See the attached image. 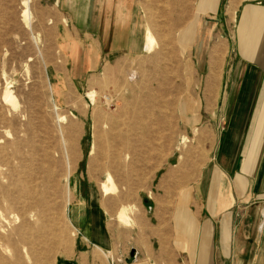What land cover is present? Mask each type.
<instances>
[{
  "label": "rangeland",
  "instance_id": "obj_1",
  "mask_svg": "<svg viewBox=\"0 0 264 264\" xmlns=\"http://www.w3.org/2000/svg\"><path fill=\"white\" fill-rule=\"evenodd\" d=\"M229 1L0 0V264L89 262L81 253L126 264L136 251L199 247L201 223L216 227L228 213L210 212L203 177L217 168L223 125L219 78L210 93L204 79L218 65L228 75L235 59ZM123 19L129 28L113 35ZM97 24L103 33L109 25L110 41H127L123 49L101 50ZM6 89L16 108L3 101ZM103 182L115 190L105 194ZM120 203L133 207L131 224L117 220ZM245 208L231 207L232 229Z\"/></svg>",
  "mask_w": 264,
  "mask_h": 264
},
{
  "label": "crops",
  "instance_id": "obj_2",
  "mask_svg": "<svg viewBox=\"0 0 264 264\" xmlns=\"http://www.w3.org/2000/svg\"><path fill=\"white\" fill-rule=\"evenodd\" d=\"M203 2L207 5L212 0ZM233 4H236L232 41L235 59L228 75L220 77L218 65L216 77L213 80L210 77L204 79L205 88L210 93L211 84L219 78L216 82L217 111L223 116L215 154L217 168L213 167L209 174L206 173L207 177H203L206 180L204 192L211 213H228L222 215L216 227L210 219L201 223L197 240L199 247L195 250L136 251L125 257L131 261L126 264H257L258 260L264 261V5L230 0L227 6ZM222 14L225 13L220 10L216 13L220 18ZM127 19L131 22L130 15ZM128 20L126 25L124 19L121 25H113L112 34L117 35L116 30L124 34L123 31L130 26ZM108 26L105 27V34L102 30L99 32L98 24L95 28L101 50L110 52L116 46L123 49L127 41H110ZM110 42L113 45L111 49ZM197 57V60L204 59L203 52H199ZM238 60L240 65H246L242 76L237 75ZM251 67L263 69L262 74L257 77ZM214 177L219 180L221 188L219 193L212 195ZM235 202L237 207L246 204V208L245 212L240 210L238 213L237 210L239 219H235L232 229L233 212L230 209ZM194 227L191 235L189 231V241L198 231V225ZM80 256L81 260L89 262L79 264H94L95 261V264H105V261L113 259L94 253H81Z\"/></svg>",
  "mask_w": 264,
  "mask_h": 264
},
{
  "label": "bare ground",
  "instance_id": "obj_3",
  "mask_svg": "<svg viewBox=\"0 0 264 264\" xmlns=\"http://www.w3.org/2000/svg\"><path fill=\"white\" fill-rule=\"evenodd\" d=\"M25 5H27V2H24ZM27 7V6H26ZM24 17L25 19H27V10L24 11ZM146 41H147V50L149 51L153 45V43H155V38L154 36L152 35V33L149 31V29L147 28L146 30ZM90 96H92V92L90 94H88ZM3 101H5L6 103L10 104L11 106H13V108H16L17 106V103H16V100H15V97L14 95L12 94V92L9 90V89H6L5 93H3V97H2ZM9 134V133H8ZM94 146L95 148L98 147V142L96 140V138L94 139ZM69 163L71 162H74L76 160V157H75V145L72 141H70L69 143ZM94 153V147H92V149L90 150V154L92 155ZM67 161V160H66ZM69 166V165H68ZM70 174V173H69ZM108 183H110L112 181V176L109 174L107 180H106ZM113 187H109L106 182H103L101 184V188H102V191H104L105 194H107L108 191H114L115 188H114V185H111ZM69 189V188H68ZM119 208L117 209L116 211V214L115 216L117 217V220L120 221V222H124L125 224H131V222H133V218L130 217V213L133 212V207L130 206V205H124V203H120ZM140 219V218H139ZM143 222V221H142ZM144 223V222H143ZM135 224L137 225V223L135 222ZM134 225V224H132ZM135 227V226H134ZM137 227V226H136ZM138 228H140V226H138ZM97 248L103 253L105 254L104 250L102 247L96 245Z\"/></svg>",
  "mask_w": 264,
  "mask_h": 264
},
{
  "label": "water",
  "instance_id": "obj_4",
  "mask_svg": "<svg viewBox=\"0 0 264 264\" xmlns=\"http://www.w3.org/2000/svg\"><path fill=\"white\" fill-rule=\"evenodd\" d=\"M133 252V251H132ZM133 254V253H132Z\"/></svg>",
  "mask_w": 264,
  "mask_h": 264
}]
</instances>
